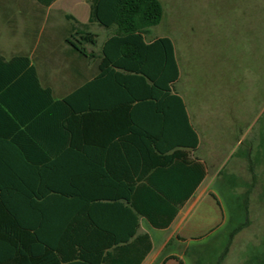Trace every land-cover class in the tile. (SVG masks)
Returning a JSON list of instances; mask_svg holds the SVG:
<instances>
[{
	"label": "trees",
	"instance_id": "trees-1",
	"mask_svg": "<svg viewBox=\"0 0 264 264\" xmlns=\"http://www.w3.org/2000/svg\"><path fill=\"white\" fill-rule=\"evenodd\" d=\"M162 14L158 0H89L87 24L67 16L73 24L63 42L78 60L93 61L95 73L60 98L28 56H0V264L75 257L98 264L102 251L136 245L141 252L132 264H139L151 248L147 235L136 236L139 218L166 228L205 177V165L189 159L186 188L176 198L166 174L149 173L157 155L188 156L198 145L173 89L179 69L171 40L145 42ZM92 24L107 32L97 53L88 49L97 47ZM116 151L125 152V182L105 188V163H115ZM247 223H238L229 241ZM84 248L98 253L88 258Z\"/></svg>",
	"mask_w": 264,
	"mask_h": 264
},
{
	"label": "rangeland",
	"instance_id": "rangeland-1",
	"mask_svg": "<svg viewBox=\"0 0 264 264\" xmlns=\"http://www.w3.org/2000/svg\"><path fill=\"white\" fill-rule=\"evenodd\" d=\"M158 1L162 19L146 38L167 37L173 44L180 72L173 89L183 99L200 141L197 155L206 167L199 191L205 188L208 195L194 206L184 233L201 237L188 240L178 253L187 250L184 264H216L228 230L246 220L220 264H259L264 242L259 203L264 189V36L259 20L264 22V0ZM86 5V0H62L41 8L32 0H0V55L28 56L54 97L66 95L95 71L93 61L78 60L63 42L72 25L66 17L86 23L81 12ZM88 30L98 36L97 47L88 48L97 53L105 32L94 24ZM220 212L223 224L207 234L202 222ZM171 231L151 229L155 246Z\"/></svg>",
	"mask_w": 264,
	"mask_h": 264
},
{
	"label": "crops",
	"instance_id": "crops-1",
	"mask_svg": "<svg viewBox=\"0 0 264 264\" xmlns=\"http://www.w3.org/2000/svg\"><path fill=\"white\" fill-rule=\"evenodd\" d=\"M46 1L47 0H32V2L36 6L41 7V8H52L53 6L60 3V1H62V0H51L48 4H45ZM77 1H79V0H77ZM86 1H87L86 7L84 9H82V11H81L82 13H84L83 11L86 12V15H85L86 23H80L75 18H73V19H75V21H77L80 24H87V21H88L89 0H86ZM71 24H73V23H71ZM259 28H260L259 30H261L262 36H264V22H262L261 20H259ZM100 29H102V28H100ZM102 30L105 32V37L101 41L100 45L102 44V42L105 40V38L107 36V32L104 29H102ZM147 35L148 34L145 35V42H150L153 39H155V38H153V39L148 40L146 38ZM97 38H98V36H97ZM156 38H162V37H156ZM97 45H98V42H97ZM68 53H69V51H68ZM15 55H21V54H15ZM71 55H73V54H71ZM12 56H14V55H12ZM12 56H10V57H12ZM73 56L76 57L75 55H73ZM1 57H3V56H1ZM84 61H87V60H84ZM88 62H91V61H88ZM94 73H95V71H94ZM94 73L88 79L83 80V82L91 79V77L94 75ZM179 77H180V72H179ZM79 85H77V86H79ZM181 99H182V97H181ZM182 101H183V99H182ZM199 146H200V141L198 138V145H197L196 150L193 152H190L188 156L185 155L186 153L178 152L171 157L172 151H170V152L162 154V156L157 155V157H155L153 159L154 164H153L151 170L149 171V173L150 174L164 173V175L166 174V177H167V178H165V182L167 184L166 187H167V189L178 191V193L174 194V197H176V198H181L182 197L181 191H182V189L184 190L186 188V183H187L186 177L188 176V168L190 166L189 159L194 160V161H198V162L204 164V161L197 155V151L199 149ZM115 156H117L115 163H108V162L105 163V171H104L105 177L102 179V183H103L105 188L121 187L122 185H124V182H125L124 176H123L124 172H122V170H124L125 162L123 159H120L123 156H125V152L124 151H116ZM118 157H119V159H118ZM140 168H141V166H140V164H138V169H140ZM120 170H121V172H120ZM137 171H139V170H137ZM260 173H264V171L261 170ZM205 179H206V175L203 178V180L200 182V184L197 186V188L194 190V192L190 196V198H188L185 202H183L181 204V206L178 208L174 218L171 220L170 224L166 228H163V229L153 228L144 219L139 218V221H138L139 226H138V229L136 232V236L143 235V234L147 235L149 238L150 246H151L149 252L142 258V260H141V262H139V264H179V262L181 264H184L182 255H184L187 250L181 249V253L179 254L178 249L181 248L180 247L181 245L187 244L188 240H195V239H198L201 237L200 235L199 236H187L184 233H186L185 232L186 231L185 223L187 221L188 216L192 212L194 206L204 197V195L207 194L205 188H203L199 191V189L201 188ZM135 180H136L135 176L132 178L131 177L129 178V182H134ZM248 186H249L248 189L252 188V184H250ZM184 194L186 196V191L184 192ZM247 200L248 199H246L245 202ZM251 201H252V198H250L246 204L250 205ZM259 203H260L262 210H264V207H262V206H264V189H262V194H261V197L259 198ZM170 204L176 205L177 202H171ZM208 207L210 209H212L211 213L212 212L214 213L213 207L210 205V203L208 204ZM248 210H249V207H248ZM203 222H202L203 225L204 224L207 225L206 227L204 226L207 234L212 233V232H216V230H218L219 227L223 224V215L220 212L219 217H217L216 219L214 217L213 218L207 217V219L204 220ZM235 227H236V225H234V227H232V229L228 230L226 237H225L226 241L224 243L222 250L220 252H217L218 254L215 253V254H217V259L221 254L225 255V252H224L225 248H226V253L228 254L230 252V249L235 244V239L241 230L237 234H235L230 241L228 239L229 232L231 230H233ZM171 228H172V231L167 236H165L161 241L157 242V244H159V245L155 246L154 241L152 239V236L150 235V230L152 229V230H157V231L163 232V231L170 230ZM261 229L262 230H261L260 239H261V241H264V227H262ZM114 234L116 236L117 235L122 236V232H120V231H116V232H114ZM70 252L78 254V251L76 250V248H71ZM95 252L98 253L97 251H95L94 248H84V254L89 255V256H87L88 258H90V255H94ZM126 252H128V253H126ZM140 252H141V247H139L138 245H136L134 248H128V249H124L122 246H114L112 248H109V249L101 252L102 253L101 254V261L102 262H99L98 264H124V261H127L128 264L129 263L132 264V262L134 260L138 259ZM224 258H225V256L223 257V259ZM88 262H90V261H88ZM58 264H64V263H58ZM66 264H91V262L90 263H82V262H79L77 257H75V260H71L70 262H67ZM260 264H264V260H260Z\"/></svg>",
	"mask_w": 264,
	"mask_h": 264
}]
</instances>
